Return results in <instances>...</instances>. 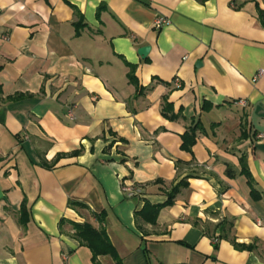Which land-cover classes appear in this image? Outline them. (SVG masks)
Segmentation results:
<instances>
[{
    "label": "crops",
    "instance_id": "obj_1",
    "mask_svg": "<svg viewBox=\"0 0 264 264\" xmlns=\"http://www.w3.org/2000/svg\"><path fill=\"white\" fill-rule=\"evenodd\" d=\"M259 8L264 0H0V264H118L94 260L73 222L104 228L121 264H264ZM159 16L170 22L157 30ZM125 61L150 90L137 95ZM163 96L178 119L163 116ZM194 122L203 131L189 152L181 135ZM185 177L156 224L136 221ZM222 219L255 249L221 239L215 250Z\"/></svg>",
    "mask_w": 264,
    "mask_h": 264
},
{
    "label": "trees",
    "instance_id": "obj_2",
    "mask_svg": "<svg viewBox=\"0 0 264 264\" xmlns=\"http://www.w3.org/2000/svg\"><path fill=\"white\" fill-rule=\"evenodd\" d=\"M48 1V0H46ZM201 3H204L206 0H198ZM104 5H101L99 7V10L103 7ZM75 8V7H74ZM259 12V20L261 25L264 28V10L258 9ZM75 13L79 17V22L75 23V28H76V34H80V29L85 25L83 23V15L75 9ZM127 66L130 67V70L128 72V78L129 81L137 86V89L139 92H137V95L143 94L146 90H150L152 86L148 87H140L139 82L137 77L135 76V69L136 65L129 63L125 61ZM165 84L172 86L171 83L165 82ZM174 84V83H173ZM175 88H181V86L177 87L174 85ZM180 113H175L174 112V107L173 104L168 100L167 96H163V102H162V114L164 117L170 119V120H176L180 117ZM203 131V127L199 124V122H194L191 126L188 127V129L181 135L182 138V149L192 152V147L195 145L197 141V134L198 131ZM123 141H126L124 139H121ZM81 151H73L71 153H59L56 158L53 160V162H48L46 160L42 161V164L46 166L47 168H52L56 163L62 158L67 155H78L80 154ZM242 162V173L245 174L248 178V182L252 186V176L250 172L248 171L246 164L244 162V158L241 159ZM179 163H177L178 166ZM227 174L229 176H232V171L228 170ZM188 178L185 177L183 178L177 185L173 186L169 191H167V200L164 203H159V204H153L149 201H146L143 208L139 211L136 212V221L139 223L140 221H143L145 223L149 224H156L157 223V217L159 215V212L161 209L165 207L172 206L174 204L175 198L177 194L180 192L181 188L188 187ZM251 194L254 199L258 200L261 198V195L259 192L252 187ZM72 206L75 205H83L80 202H71L70 203ZM21 220L23 223H26L28 217H27V210L26 207L23 206L21 210ZM104 212L100 213L98 218L102 219ZM73 228L75 229V236L79 240V242L82 245L88 246L91 251L93 252V259L96 260L98 256L100 255H110L112 256L118 264H121L122 261L118 257L117 251L113 244L111 243L109 236L104 228H95L91 223L89 222H83V223H77L73 222L72 223ZM218 228L221 229V233L218 236H215V234H211L210 237L214 241V249L217 250L219 247V241L221 239H228L232 242V244L235 246L236 249L238 250H254L255 249V244L250 243H238L235 238H231L228 233H230L231 228L233 227V220H227V219H222L220 222L217 224ZM182 245L189 246L187 243L180 241Z\"/></svg>",
    "mask_w": 264,
    "mask_h": 264
},
{
    "label": "built area",
    "instance_id": "obj_3",
    "mask_svg": "<svg viewBox=\"0 0 264 264\" xmlns=\"http://www.w3.org/2000/svg\"><path fill=\"white\" fill-rule=\"evenodd\" d=\"M170 20L167 18V17H164V16H159L156 18L154 24H153V27L157 30L163 28L165 25L169 24ZM264 73V70L261 69L254 77V79L256 80L258 77H260L262 74ZM173 83L175 86L179 87L181 86V81L179 78H175L173 80ZM240 104L242 105H246V101L245 100H240L239 101ZM72 114H70L71 116ZM72 117V116H71ZM123 191L125 192V194L128 196V197H132L133 195H136V194H140L141 193V190L139 188H135V187H132L130 185H124L123 186Z\"/></svg>",
    "mask_w": 264,
    "mask_h": 264
},
{
    "label": "water",
    "instance_id": "obj_4",
    "mask_svg": "<svg viewBox=\"0 0 264 264\" xmlns=\"http://www.w3.org/2000/svg\"><path fill=\"white\" fill-rule=\"evenodd\" d=\"M150 49H151V47L149 45L142 46V47L138 48V53H139L140 56L145 58L149 54Z\"/></svg>",
    "mask_w": 264,
    "mask_h": 264
}]
</instances>
